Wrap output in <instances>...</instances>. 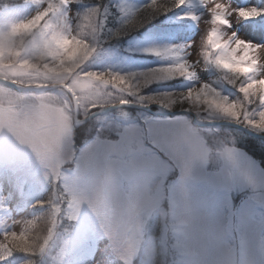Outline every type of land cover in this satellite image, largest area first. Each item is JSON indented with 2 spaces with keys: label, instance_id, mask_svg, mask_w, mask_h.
<instances>
[{
  "label": "rangeland",
  "instance_id": "obj_1",
  "mask_svg": "<svg viewBox=\"0 0 264 264\" xmlns=\"http://www.w3.org/2000/svg\"><path fill=\"white\" fill-rule=\"evenodd\" d=\"M191 2L193 10L183 17H197L195 30L172 37L155 33L126 55L98 42L102 12L97 6L85 7L81 0H31L27 7L0 19V80L21 89L51 87L40 94H24L0 84V244L13 233L25 237L31 246L42 242L36 264H135L138 257L141 262L136 264H154V259L169 263L178 253V264H264V168L244 146L240 131L197 124L231 122L264 136L243 122L244 116L254 119L262 106L257 100L245 102L237 91L248 79H264V53L257 72L228 83L222 73L204 65L200 49L210 16L200 0ZM228 2L234 9L257 6V0ZM119 3L125 10L142 12L154 5L152 0ZM48 11L61 24L24 43ZM229 21L230 27L222 29L225 34L234 32L239 39L264 44L262 24L255 25V19L232 16ZM21 44L26 54L19 56ZM168 47L186 50L195 75L190 80L178 78L185 90L166 86L176 79L152 82L158 76L149 70L173 61L146 50ZM96 74L127 76L131 92L105 86L94 79ZM201 84L243 104L239 123L187 102L182 111L176 109L178 103L166 110L151 102L169 105L170 95L150 97V107L140 106L136 95L174 93L178 97ZM73 98L78 119L125 100L129 106L99 112L74 125ZM161 109L179 114L162 118L157 116ZM89 135L93 139L79 145ZM77 147L81 149L73 157ZM60 169L61 186L74 202L68 222L77 220L80 226L51 251L66 227L63 201L53 205V227L49 225L48 230L45 225L30 228L26 212L33 204L30 199H41L43 189L44 200L54 197V185L57 195ZM240 196L244 200L236 209L235 199ZM22 199L25 205L19 207ZM173 222L177 226L174 248L167 234ZM88 239L98 241L97 247L77 253L80 242ZM35 260L25 255L16 258L17 264Z\"/></svg>",
  "mask_w": 264,
  "mask_h": 264
},
{
  "label": "snow or ice",
  "instance_id": "obj_2",
  "mask_svg": "<svg viewBox=\"0 0 264 264\" xmlns=\"http://www.w3.org/2000/svg\"><path fill=\"white\" fill-rule=\"evenodd\" d=\"M152 2L155 4L156 0H152ZM185 2L186 0H174L177 7L185 4ZM200 2L207 6L210 16V20L208 21L209 28L203 37L200 49V56L203 59L204 65L210 66L217 72L222 73L230 84H235L236 80L248 78L257 72L260 65L259 58L264 53V44H253L237 38L234 32L225 34L222 29L230 27L229 17L235 16L238 20H251L264 16V9L256 7L234 9L230 6L228 0H200ZM184 18L192 21L197 20L195 15H188ZM187 47L190 48L191 44ZM146 52L147 54L166 57L173 61L156 69L149 70L156 72L158 76L152 82L159 83L178 78L190 80L195 75L185 58L186 50L184 48H152L147 49ZM94 79L100 81L105 86L111 85L114 88H126L129 90V93L131 92V85L127 76L96 74ZM237 91L244 97L245 102L251 103L253 100H257L262 106L254 119L248 116L243 117L244 126L257 133H264V79H248L247 83L239 85ZM136 95L139 98L140 106L147 105L150 107V97L170 95L172 99L169 105L161 104L155 99H152L151 102L166 110H171V107L176 103L183 104L187 102L190 107H206L209 111L237 123H239L244 112L243 104L230 101L208 84H201L199 88H190L179 97H176L174 93H154L144 96L141 92H137ZM127 103L129 101H122V104ZM156 121L160 123L159 120ZM259 150L261 157H264V141H262ZM5 239L6 243L0 244V261L5 260L13 251L32 254V246L22 235L13 233L10 236H6Z\"/></svg>",
  "mask_w": 264,
  "mask_h": 264
},
{
  "label": "trees",
  "instance_id": "obj_3",
  "mask_svg": "<svg viewBox=\"0 0 264 264\" xmlns=\"http://www.w3.org/2000/svg\"><path fill=\"white\" fill-rule=\"evenodd\" d=\"M84 5L95 7L97 6L99 9H101L102 12V23L103 26L100 29V35L98 36V42L104 45V46H120L125 44L126 42L130 41L131 39L135 37H139L140 33L144 31L150 24H155L160 20L163 16L166 14H169L170 18L175 13V6L174 0H159L156 1L155 4L145 10L144 12L135 13L132 15V17L122 20L118 11L116 8L110 3L108 0H82ZM264 1V0H259ZM155 7V8H154ZM144 15V16H143ZM143 16V17H142ZM172 24L173 21H170ZM40 22H38L36 25H38ZM100 25V24H98ZM50 28V22H44L42 25H38L36 28V32L32 31L30 32L24 39L23 42L26 43L28 39V43L32 40V38L35 35L42 34L44 30H49ZM23 45L21 44L20 49H18L19 56L25 55L26 53H23L25 50V47L22 48ZM81 128L78 129V135L82 137L83 133L81 132ZM239 132V131H238ZM241 135V138L245 141L244 146L247 148L248 152L252 154L257 160L260 161L261 166L264 168V157H261L260 154V147L257 146V144L261 145L262 141L264 139H255L250 138L248 136H245L239 132ZM91 135L86 137L85 139L81 138L79 140V145L82 143H86L88 140H90ZM52 194L47 198L46 201L43 199V203L45 204L38 205L33 209L32 217H30L31 223L28 225L30 228L38 227L45 225L47 230L50 227H53L52 219H53V208H54V198L57 200L59 199V203H61L60 199L64 201V196L62 193H60L57 190V195H55V190H52ZM62 209V214H63ZM64 215V214H63ZM45 222V223H43ZM42 223V224H41ZM51 231V230H50ZM50 233L47 231V234ZM49 239L48 237H46ZM46 239V240H47ZM43 241V240H42ZM49 242V240H48ZM47 242V243H48ZM42 242L32 245V254H25L23 252L14 251V255H25V256H31L32 260L36 258L35 261H32L30 264H36L37 263V257H36V250L40 247ZM51 248H55V245H52ZM154 259V258H153ZM154 264H175L172 262L164 263L162 261H158L154 259Z\"/></svg>",
  "mask_w": 264,
  "mask_h": 264
},
{
  "label": "water",
  "instance_id": "obj_4",
  "mask_svg": "<svg viewBox=\"0 0 264 264\" xmlns=\"http://www.w3.org/2000/svg\"><path fill=\"white\" fill-rule=\"evenodd\" d=\"M0 83H3L7 86H9L10 88L14 89L15 91L19 92V93H35V94H40V93H43L49 89H51V87H48V86H43V87H38V88H26V89H21V88H18L17 86H15L14 84L10 83V82H6V81H3V80H0ZM62 89H64L65 91H69V89L63 85H60ZM71 95V93H70ZM73 123L76 124V123H79V124H82V123H85L86 121H88L90 118H92V116L96 115V114H99V112H104V111H109V110H112V109H116V108H122V107H125L127 108L129 105L128 104H122V103H119V104H116V105H112L102 111L98 110V111H94L90 114V116L84 118V119H78L77 118V105H76V100L75 98H73ZM181 113V112H180ZM183 113V112H182ZM174 114H179V112H174V113H171L170 111H166L165 109H161L160 112L157 114V116L159 117H165V116H173ZM194 124H196L195 122H193ZM198 125L200 126H207V125H226V126H231V127H234V128H237L239 129L240 131H242L246 136H249V137H252V138H263L264 136H259L257 134H254L253 132H248V129H245L243 128L242 126L238 125V124H235V123H231V122H224V121H220V122H212V123H197Z\"/></svg>",
  "mask_w": 264,
  "mask_h": 264
},
{
  "label": "bare ground",
  "instance_id": "obj_5",
  "mask_svg": "<svg viewBox=\"0 0 264 264\" xmlns=\"http://www.w3.org/2000/svg\"><path fill=\"white\" fill-rule=\"evenodd\" d=\"M179 97V96H178ZM185 108V106H184V103L183 104H181V103H178V106H177V108L176 109H178V110H180V111H182V109H184Z\"/></svg>",
  "mask_w": 264,
  "mask_h": 264
}]
</instances>
